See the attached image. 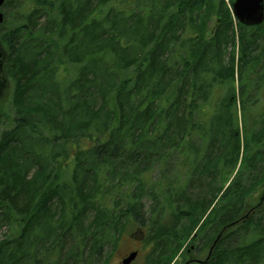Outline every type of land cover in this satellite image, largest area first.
I'll use <instances>...</instances> for the list:
<instances>
[{
  "label": "trees",
  "instance_id": "16d2710c",
  "mask_svg": "<svg viewBox=\"0 0 264 264\" xmlns=\"http://www.w3.org/2000/svg\"><path fill=\"white\" fill-rule=\"evenodd\" d=\"M229 2L4 1L0 264H108L126 230L140 264H264V20Z\"/></svg>",
  "mask_w": 264,
  "mask_h": 264
},
{
  "label": "rangeland",
  "instance_id": "374dc122",
  "mask_svg": "<svg viewBox=\"0 0 264 264\" xmlns=\"http://www.w3.org/2000/svg\"><path fill=\"white\" fill-rule=\"evenodd\" d=\"M226 5H230L229 0H225ZM2 7V6H1ZM0 7V9H1ZM3 10H1L2 12ZM43 21V20H42ZM234 21V20H233ZM235 22V21H234ZM216 25V19H215V14L210 13L208 14V29L205 34V36H208V34H211L214 27ZM54 38H56L55 34L52 35ZM237 37V35H236ZM237 40V38H236ZM264 46V44L262 45ZM264 49V48H263ZM229 48L226 50L228 51ZM263 62H264V57H263ZM67 68V77L70 79L75 76L76 72H74V65H66ZM2 64L0 65V100L2 102L7 101L10 98L11 95V89H12V80L4 73V70H2ZM251 95L255 94L254 88L252 87L250 90ZM3 122L7 123L8 120H5L3 118ZM158 174V166H155L152 168V177H156ZM261 189H257L255 193L253 194L254 199L258 198L259 193ZM143 202L145 204V208H147L150 204V199L146 198L143 199ZM256 202V201H255ZM254 202V203H255ZM253 203V204H254ZM5 232V227L0 228V234H3ZM140 246V241L136 240V238L132 237V235L129 234V232L126 230L120 237L116 247L114 248L113 252L110 255V258L108 260V264H121V259L125 257L129 252L138 249ZM187 257V258H186ZM188 255H185L182 258H178V261L176 264H182L184 259H188ZM142 261V258L139 257V255H136V258L132 261L131 264H140Z\"/></svg>",
  "mask_w": 264,
  "mask_h": 264
},
{
  "label": "water",
  "instance_id": "95a60500",
  "mask_svg": "<svg viewBox=\"0 0 264 264\" xmlns=\"http://www.w3.org/2000/svg\"><path fill=\"white\" fill-rule=\"evenodd\" d=\"M5 0H0V6ZM232 14L243 25H258L264 20V0H234L231 5ZM3 13L0 11V23ZM1 54V53H0ZM137 251L130 252L121 260V264H130Z\"/></svg>",
  "mask_w": 264,
  "mask_h": 264
},
{
  "label": "bare ground",
  "instance_id": "6f19581e",
  "mask_svg": "<svg viewBox=\"0 0 264 264\" xmlns=\"http://www.w3.org/2000/svg\"><path fill=\"white\" fill-rule=\"evenodd\" d=\"M226 186H227V185H225V186L223 187V189L220 191V193H219V195L217 196V198L220 197L221 193L223 192V190L225 189ZM217 198H216V199H217ZM209 213H210V209L207 210L205 216H206V217H209Z\"/></svg>",
  "mask_w": 264,
  "mask_h": 264
},
{
  "label": "flooded vegetation",
  "instance_id": "af4514ba",
  "mask_svg": "<svg viewBox=\"0 0 264 264\" xmlns=\"http://www.w3.org/2000/svg\"><path fill=\"white\" fill-rule=\"evenodd\" d=\"M251 211H253V210H251Z\"/></svg>",
  "mask_w": 264,
  "mask_h": 264
}]
</instances>
